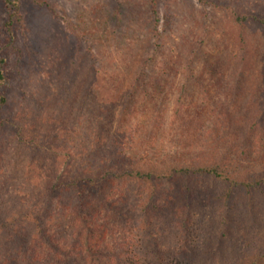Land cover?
<instances>
[{"label":"trees","instance_id":"trees-1","mask_svg":"<svg viewBox=\"0 0 264 264\" xmlns=\"http://www.w3.org/2000/svg\"><path fill=\"white\" fill-rule=\"evenodd\" d=\"M1 1L0 264H264V0L165 7L164 34L149 0L140 44L69 25L23 74Z\"/></svg>","mask_w":264,"mask_h":264},{"label":"rangeland","instance_id":"rangeland-1","mask_svg":"<svg viewBox=\"0 0 264 264\" xmlns=\"http://www.w3.org/2000/svg\"><path fill=\"white\" fill-rule=\"evenodd\" d=\"M154 1L157 5L156 11L159 17L158 28L163 34L162 24L164 23L163 11L165 7H167V11L171 9L173 5L179 7L181 5L187 6L186 4H188L189 6L198 7L196 0ZM253 1L255 4L260 2V0ZM20 4L24 27L23 29L19 28L17 32L15 46L22 51V56L17 62L15 58L19 56L20 53L17 49L13 50L11 47H9L7 51L1 52V54L5 56L6 59L7 66L5 69L15 72L16 65L19 68L18 73L20 72L21 74H23L25 67L29 64L27 52L31 48L39 46L41 40L51 35L56 29L70 35L72 43L75 45L77 40L80 41L79 37L76 36L78 31L71 30L69 25L77 26L84 29V31L94 27L89 34L91 42L98 46V48H107L109 53H114L118 50L121 51L130 40H134L135 45H138L141 43V39L150 38V28L154 27L153 13L150 11L151 5L149 0H20ZM201 7L209 9V11L212 10L210 5H202ZM137 10H140L141 14H137ZM214 11L216 12V18L222 16V9L219 10L218 8ZM174 14L175 13L171 12V15ZM5 16V13L2 11V1L0 0V28ZM136 20L139 23H137ZM66 22L68 23L66 24ZM216 26L217 24L214 25V27ZM170 27L171 26L165 27V32H168ZM171 28L175 32L178 31L177 35H172L174 40H178V35H182L183 31L175 27ZM2 37L3 35L1 34L0 39ZM256 37L257 36L254 34L253 41H250V49H248L250 53H255L253 51L254 45L258 43ZM95 38H97V40H95ZM143 42L142 40V43ZM79 43L80 49H82L83 46L81 44H83V41ZM229 48H231V46H229ZM114 63L119 64L117 61ZM210 92L215 94L217 91L215 88H212ZM172 98L173 94L170 96L169 109L172 107Z\"/></svg>","mask_w":264,"mask_h":264}]
</instances>
